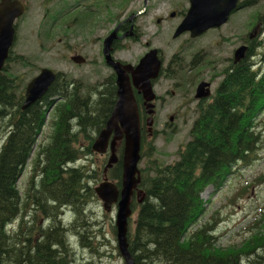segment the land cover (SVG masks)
I'll return each instance as SVG.
<instances>
[{
  "label": "trees",
  "instance_id": "trees-1",
  "mask_svg": "<svg viewBox=\"0 0 264 264\" xmlns=\"http://www.w3.org/2000/svg\"><path fill=\"white\" fill-rule=\"evenodd\" d=\"M252 50L222 85L215 101L202 108L191 130L192 140L179 153L180 160L168 167L153 166L154 177L143 174L140 188L145 200L138 207L136 227L129 234V249L136 264H241L245 256H250L248 264H264V220L253 228L256 231L249 251L242 255L235 249H218L208 226L189 234L205 214L206 203L201 198L204 190L210 185L223 187L238 164L250 165L264 145V126L257 123L264 111V68L253 71L248 63L251 53L264 61V46L261 54ZM76 85L70 88L71 84L59 75L42 102L22 111L24 83L17 77L0 76V135H6L0 150V261L1 253H6L2 243L5 224L21 209L17 183L54 105L50 97L61 95L66 104L56 107L58 122L52 143L41 146L34 159L41 178L40 189L33 191L35 205L45 200L57 204V209L65 201L62 205H71L80 216L93 195H87V171L68 169L66 164L75 163L83 155L77 149L81 138L91 151L94 135L106 127L112 115L117 89L115 81L109 79L99 100L93 101L81 97ZM113 178L121 186V163ZM41 195L44 197L39 200ZM137 205L134 202L133 209ZM26 258L27 254L23 260Z\"/></svg>",
  "mask_w": 264,
  "mask_h": 264
},
{
  "label": "flooded vegetation",
  "instance_id": "flooded-vegetation-1",
  "mask_svg": "<svg viewBox=\"0 0 264 264\" xmlns=\"http://www.w3.org/2000/svg\"><path fill=\"white\" fill-rule=\"evenodd\" d=\"M2 0H0L1 4ZM181 0H11L14 8L18 5H23L25 8L24 15L15 23L16 33L20 36H33L31 33L35 28L38 30L37 36L42 40L49 42L51 36H62L69 38V53L71 55H84L86 62L105 63L104 46L113 32H116V38L112 42V56L118 60L127 61L126 56L129 51L126 46H140L142 55L137 57V62L153 49L158 50V57L161 60V74L163 76H178L182 72L188 71V74L196 73V76L185 81V83L174 84L171 91L164 90L161 80H156L154 90L158 96L155 102L149 109L156 112L158 105L161 107L166 104L165 95L172 94L178 98L184 106H193L200 103L196 100V89L203 83H214L210 81L215 76L217 80L218 74L225 72L233 73L236 68L235 46L229 56L223 58L217 57H200L195 56L191 61L185 58L173 57L169 58L167 51L177 50L182 54H188L195 51L194 46L189 43L194 42L189 33H185L180 38L175 39L172 29V14L176 13V18L185 16L187 7L182 6ZM28 13V14H27ZM25 14H27L26 17ZM34 22L31 23V20ZM52 27V33L49 34L47 27ZM156 33L153 38L147 39L148 31L154 29ZM234 34V41H235ZM59 43L62 44V39L59 38ZM185 68V69H184ZM207 79V80H206ZM144 108H148L144 103ZM179 118V116H177ZM147 119L146 115H142V122ZM159 120V118L157 119ZM154 121L156 122L155 116ZM104 155V157H106ZM31 218V215H29ZM94 219V218H93ZM90 220L88 223L89 231L95 235H104L109 231L103 222L98 220ZM38 229L28 230L30 227L25 224L24 230L20 233L23 237L22 250L27 245L28 249H41L47 243V229L51 226L50 221L45 223L44 219L38 220ZM71 227V224L69 225ZM47 228V229H46ZM82 233V232H81ZM87 233V232H83ZM104 238V239H103ZM100 242L109 244L110 239L104 235ZM5 243L12 246L11 238L5 237ZM76 238V243L82 246L81 242ZM35 247V248H34ZM48 250L53 254L60 250ZM6 258L5 263L0 261V264H11L12 252L3 253ZM8 255V256H7ZM8 257V259H7ZM76 263V260L73 261Z\"/></svg>",
  "mask_w": 264,
  "mask_h": 264
},
{
  "label": "rangeland",
  "instance_id": "rangeland-1",
  "mask_svg": "<svg viewBox=\"0 0 264 264\" xmlns=\"http://www.w3.org/2000/svg\"><path fill=\"white\" fill-rule=\"evenodd\" d=\"M256 12L264 15V0L260 3V5L256 6L255 8L247 9L246 11L240 12L236 16L232 17L231 19L232 23L228 26H225L221 30V33L226 37L229 36V34L234 31L237 33L238 36L241 34H245L249 28V23H250L249 18L251 17V14H254ZM34 19L35 18L31 20V23L34 22ZM35 22L33 24H35ZM152 34L153 32H151L149 35H152ZM214 34L215 35H210V34L206 35L204 39L202 40V44L206 46V48L211 50L213 53L220 54V51H217L213 48V47H216L214 45L215 41L219 39L217 33H214ZM25 37H26L25 40L20 39L17 52L22 53V54H27L28 52L27 55L29 56H33V54L39 55L38 58H34V57L32 58L33 66L29 69L13 67V70H21L19 72V75L23 76L25 80H30L33 76L37 74L36 73L37 70L42 69V68H50L55 71L68 74L71 78L74 77V79L76 80H84L86 82H90L93 84L103 82L110 75V71H107L104 68H100L99 70H96L95 68H91V67H80L78 69L77 67L74 66L73 63L68 62L64 60L63 58H59V55L60 54L62 55V52H63V49L61 46H57V49L55 50L57 52L58 57L46 56V55L41 56V53L38 52L39 49H38L35 39L30 38L28 34H26ZM238 45L239 44H237L236 46ZM225 46L226 48H228L229 47L228 43H226ZM225 51H228V49H225ZM139 52H140V47L134 46L132 47V53L130 55L136 56L137 54H139ZM260 60L261 58L258 61ZM170 101H171V98H167L166 102L169 103V106L165 104L164 107H160L161 109L158 112L160 124L157 127V131L162 132L167 127V124H170L169 119L171 115H174L173 114L174 109H171V108H174L175 106L179 105L178 102L171 103ZM184 112L186 113V116H188L189 122H185V118L182 117L177 121L178 132L173 134L171 129L168 128L166 129L167 131L166 135H161L157 138L155 142L156 155L153 157V161L158 160V162L165 164V165H169L177 161L178 156L176 154L179 148L190 140V135H189L190 130L192 128L193 121L197 117V115L194 112L181 111V113L183 114ZM49 120L51 121V119ZM49 134H50V131L48 128H46L43 131L42 136L39 138V143L42 142L45 136ZM4 138L5 137L0 136V148L2 145V140ZM96 164L97 166H102L103 165L102 158H98ZM66 165H68L67 167L68 169L77 166V164H68V163ZM57 167H60V164H58ZM29 174H30V170L28 169L26 174L21 178L20 182L18 181L19 182L18 187H19L21 195H23L25 192L27 181L29 179ZM260 176H264V147L259 152L258 161H256L252 167L241 170L240 173L234 175L221 192L214 193V189L209 188L203 194L202 196L203 199L210 200L211 203L209 206H207L208 207L207 213L204 219L201 221V223L209 222L211 220V217H215L216 219H223L224 221L230 217H235L234 219L235 223L230 226V229L228 230L227 234L221 239V241L219 243L217 242L220 248L228 249V248L233 247V248L239 249L243 246V244L249 238H251L253 231L249 232L247 230L251 224H253L255 221L260 220L262 218L259 215V213L261 210L264 209V184L255 185L253 188L250 187L253 183H255V181L259 180ZM247 190L248 192H245ZM241 191L245 192L243 196L237 200L236 204L234 205L231 204V200L235 196V194L239 192L241 193ZM32 197L34 199V195H32ZM43 197L41 195L39 200ZM233 200H235V198ZM43 204L46 205L45 200H42L39 205H35V209L42 211L41 206ZM52 205H55V204L51 203V207L52 208L55 207ZM53 209H56V208H53ZM59 210L60 209L57 208L55 211H53V213H56L59 215L60 214ZM30 213L34 214V209L28 212V214ZM93 213L95 214L96 218H100L104 221L108 222L111 219L103 210L102 205L97 204V206H95V204H93L90 211L86 212V218L82 219L83 222H81L80 220L77 222L78 224H80L79 229L73 226L72 231L74 233L76 231L79 232V235L77 237H82L86 235L87 236L86 243L88 245L93 246L97 244L100 249V252L95 251L97 255L92 254L91 251L89 250H87L86 255H84V252H82L83 250L75 251V249H73L75 248L74 244L71 243V246H69V243H67L68 238L71 236L68 229L69 228L71 229V227L64 226L61 222H59V217H55V219L49 218L46 220L45 215H43V219L44 221H46V223L49 222V220H54L55 225L57 224L56 226L54 225L53 228L47 229L48 231L47 239L48 240L51 239L50 241L52 242V244H54L52 245L53 249L58 248L60 249V252L58 253L54 252L52 254L50 251L43 252V248H42V250L40 251L41 254L37 255L36 260L34 258L35 255L32 253L30 258L27 259L25 262H29L30 264H31V261L35 264H50L52 262L59 263V264H124L122 258L119 257L118 251L116 250V248L113 247L114 245L113 238L110 239L111 244L109 245L106 242H100V239L103 237L100 236L101 238H98L96 236H99V235H95L89 231L90 225L88 223L90 222V220H93L92 226L95 225L94 219L90 217V215ZM66 216L69 217L70 221L74 220V216L70 211L66 213ZM111 217L114 218V215H112ZM135 218L136 217L134 216L133 219ZM25 222L29 224V226H31L32 228L38 229L39 227L37 226L38 218L36 214L32 215L31 218L28 216L25 219ZM82 223H84L83 226H82ZM25 224H24V227H25ZM83 232H87V233L85 234ZM66 233H68L67 236H66ZM19 240L20 242L19 241L15 242V244L18 245V247L22 248L21 246L23 245L24 239L23 237L21 238L20 236ZM78 240L81 242L83 246L86 247V249L89 247L84 242V240H81V239H78ZM3 241L4 243L6 242L5 239H3ZM10 242L12 241H9V243ZM3 247H4V244H3ZM24 248H25L24 250L19 249L16 251H11L15 253V254L12 253L11 256H16V254L18 253L23 254L26 251L28 252L29 246L28 248L27 246ZM257 254L260 255V253H257ZM1 255H2L1 260L6 257L3 253H1ZM70 255L74 257H71ZM74 259L76 260V263L73 262ZM10 260L13 262L15 258H12ZM47 262H50V263H47Z\"/></svg>",
  "mask_w": 264,
  "mask_h": 264
},
{
  "label": "water",
  "instance_id": "water-1",
  "mask_svg": "<svg viewBox=\"0 0 264 264\" xmlns=\"http://www.w3.org/2000/svg\"><path fill=\"white\" fill-rule=\"evenodd\" d=\"M237 5L238 0H192V9L180 28V32L191 31L193 36L196 37L210 28L220 27L228 21L230 14L236 9ZM18 15H20V12L0 17V71L7 58L8 50L12 45L14 34L12 26ZM238 55L242 57V51ZM153 56L149 55L142 61L138 73L134 76L136 88L143 92L148 101L153 99L150 79L156 76L159 69V64L154 61ZM108 63L114 66L119 74L120 99L108 123L107 130L101 133L100 138L94 145V150L104 153L114 130H116V140L122 139L123 135H125L126 150L123 166V190L119 203L117 224L119 228V245L126 264H136L129 251L126 232L127 221L132 214L130 199L140 182L139 178H136L138 174L137 164L140 160V123L135 99L126 74L114 62L108 61ZM55 79L56 75L52 71L43 70L41 75L28 85L22 109L27 110L36 101L40 100L49 91ZM118 125L121 126L123 133L120 132ZM116 161L113 157L111 162ZM97 193L104 200L106 210L110 211L111 205L117 202L119 196L117 188L110 183H104L97 189ZM140 197H142V193H140Z\"/></svg>",
  "mask_w": 264,
  "mask_h": 264
},
{
  "label": "bare ground",
  "instance_id": "bare-ground-1",
  "mask_svg": "<svg viewBox=\"0 0 264 264\" xmlns=\"http://www.w3.org/2000/svg\"><path fill=\"white\" fill-rule=\"evenodd\" d=\"M1 134V133H0ZM6 136V135H5ZM83 171V170H82ZM43 176V175H42ZM83 187V186H82ZM86 192V191H85ZM82 196V195H81ZM143 200H145V199H143ZM71 201V200H70ZM22 202V201H21ZM61 202V201H60ZM68 201H66V203H67ZM51 203L52 202H48L47 201V203H46V205H42L41 206V208H42V211L41 210H39V211H41L42 213H44L43 215H45V217H46V220L47 219H49V218H54L55 219V217H59V222H61V218H64L65 216H66V213L68 212V211H70L72 214H73V216H74V220H73V222L71 223V229L69 228L68 230H69V233L71 234V236L68 238V242L67 243H69V246H71V243L69 242V240H70V238H75V237H77L78 235H79V232H73L72 230V228H73V226H75L77 229H79V227H80V224H78L77 222L80 220L81 222H83L82 221V219H85L86 218V205L84 206V210H83V213L79 216L78 215V213L74 210V207H72L71 205L69 206V207H66L65 205L63 206L62 204H64L65 203V201H64V203H62L61 204V208H59L60 210H59V212H60V214L58 215V214H56V213H53V211H55L56 209H53V208H56L57 207V204H55V205H52V206H55V207H51ZM71 203V202H70ZM54 204V203H53ZM85 204H86V202H85ZM35 205V204H34ZM58 205H59V203H58ZM24 206H26L24 203H23V206H21V208H23ZM33 209H35V208H33ZM32 210V209H31ZM58 211V210H57ZM31 214V213H30ZM57 215V216H56ZM57 219V218H56ZM50 221V223H51V226L49 227V228H53V226L55 225V221L54 220H49ZM58 221V220H57ZM45 223H46V221H45ZM83 224L84 223H82V226H83ZM29 225V224H28ZM57 225V224H56ZM55 225V226H56ZM86 225V224H85ZM56 228V227H55ZM60 228V227H59ZM5 229V228H4ZM47 229V228H46ZM61 230V229H60ZM53 231V230H52ZM32 232H34V231H32ZM4 233H5V230H4ZM53 233H55V232H53ZM57 234V233H56ZM61 234V233H60ZM67 234L68 233H66V236H67ZM62 235V234H61ZM61 238V237H60ZM65 238V237H64ZM82 238H83V240L85 241V242H87V236L85 235V236H82ZM59 239V238H58ZM51 240V239H50ZM53 241V240H52ZM61 241V240H60ZM64 241V240H63ZM66 241V240H65ZM57 242V241H56ZM2 243L4 244V247H5V249H6V251L7 252H10V251H16V250H19V249H23V248H20V247H18V245H16L15 243H12V246L10 247L9 245H7L6 243H4V241H2ZM55 243V242H54ZM58 243V242H57ZM61 243V242H60ZM52 245H54V244H52V242L51 241H48L47 243H45L44 245H42L43 247H41V249H37V250H33V249H28V252L26 251V252H24L23 254L22 253H18V254H16V256H12V258H15V260L13 261V262H11V264H30L29 262H21V260H23V256L25 255V254H27V258L25 259V260H23V261H26L27 259H29L30 258V256H31V254L33 253L35 256L37 255V254H41V250H42V248H43V252H46V251H48L49 252V248H51V247H53ZM27 246V245H26ZM66 246V245H65ZM22 247V246H21ZM64 248H66V247H64ZM57 250H60V249H57ZM21 251V250H20ZM68 252V251H67ZM12 253H14V252H12ZM15 254V253H14ZM13 254V255H14ZM51 254V253H50ZM8 256V255H7ZM52 256V255H51ZM71 257H74V256H72V255H70ZM6 258V257H5ZM7 259H8V257H7ZM56 261V260H55ZM5 263V260H2V263ZM50 264H59V263H55V262H53V263H50Z\"/></svg>",
  "mask_w": 264,
  "mask_h": 264
}]
</instances>
